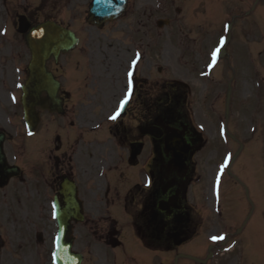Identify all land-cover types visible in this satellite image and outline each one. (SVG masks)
Masks as SVG:
<instances>
[{
  "label": "flooded vegetation",
  "instance_id": "obj_1",
  "mask_svg": "<svg viewBox=\"0 0 264 264\" xmlns=\"http://www.w3.org/2000/svg\"><path fill=\"white\" fill-rule=\"evenodd\" d=\"M91 2L0 0V264H57L59 231L69 233V264H264V202L256 209L235 192L246 190L244 167L232 170L238 131H201L191 107H224L243 72L257 127L264 6L256 13L260 0L240 2L224 23L215 14L220 32L207 38L201 26L211 8L191 4L184 15L194 23L172 35L171 53L159 46L158 0H116V17L104 10L89 19ZM161 11L170 27L183 8L172 1ZM234 20L248 21L253 36L246 69L227 52ZM42 26L60 34L55 49L43 50L50 80L37 96L45 107H29L25 117L22 87L32 48L47 39L34 34ZM227 36L225 55L213 62L214 39ZM130 69L132 93L110 120ZM223 138L237 154L221 172L230 150Z\"/></svg>",
  "mask_w": 264,
  "mask_h": 264
},
{
  "label": "rangeland",
  "instance_id": "obj_2",
  "mask_svg": "<svg viewBox=\"0 0 264 264\" xmlns=\"http://www.w3.org/2000/svg\"><path fill=\"white\" fill-rule=\"evenodd\" d=\"M172 1H175L177 5H180L183 8L182 14L178 17V22H171L169 25L170 27L163 28L159 32L160 49H166L171 53L173 48L169 44V40L172 42L174 39L172 35H177L178 33L185 34L187 32L186 27H190L194 23L189 14L184 15V11L191 4H194L195 7L211 8V10H208L206 13L204 27L201 26L202 33L207 38H211L213 35L220 32V22L216 20L215 14L219 13L222 16V23H224L229 19L227 14H229L231 9L235 7L233 4L236 5L240 1L245 4L247 2V0H158L160 7ZM244 6L246 7V5ZM261 6H264V0H261L260 3L256 5V13H261ZM159 16L165 17L161 10ZM230 22L233 24V30H231L232 42L227 48V52H232L239 63L238 65H243V68L246 69L249 63L250 49L253 40L252 33L248 30L249 22L246 20L241 22L239 20H234ZM178 28H181L182 32H180ZM159 65H162L161 62H159ZM245 75V73L239 72V80L237 84L239 99H236L234 96V99L231 100L228 127L238 131L242 147L237 155L232 170L238 169V171H240V169L244 167V172L242 175L239 174V178L244 182L246 190L241 186H237L235 192L250 195L257 209L264 202V121L261 119V116L264 113V103L256 105L257 107L254 112L255 118L253 124L258 128L251 133V115L248 110V105H246L247 85ZM213 83L214 82L207 81V88H213ZM192 92L197 93L198 89H192ZM206 103H201L199 100V104H192V113L194 120H196L195 125H202L203 129L213 128L219 130L221 121H223V111L221 112V107H219L220 104L216 103L214 111L210 112L208 111L209 108ZM229 146L230 149H234L231 144ZM234 154H236V152ZM246 171H248L247 174ZM238 173L239 172L235 174Z\"/></svg>",
  "mask_w": 264,
  "mask_h": 264
},
{
  "label": "water",
  "instance_id": "obj_3",
  "mask_svg": "<svg viewBox=\"0 0 264 264\" xmlns=\"http://www.w3.org/2000/svg\"><path fill=\"white\" fill-rule=\"evenodd\" d=\"M94 6H102L101 4H98L97 1L95 0V2H93ZM94 10V9H93ZM48 29V27H43L42 30L46 31ZM58 33V32H57ZM44 34V33H43ZM55 36V33H53ZM55 44L56 41L51 40L49 37L46 40H40L38 41V46L37 48H32V54H33V62H32V67H31V80L29 82L30 86H31V92H33V86H34V82H36V84H42L45 82V72L42 70V62H43V50H45V46L47 45V50H49V45H53L52 47H50V49H54L55 48ZM31 99L34 100V96H31ZM25 102V90H24V94L22 97V104H24Z\"/></svg>",
  "mask_w": 264,
  "mask_h": 264
},
{
  "label": "snow or ice",
  "instance_id": "obj_4",
  "mask_svg": "<svg viewBox=\"0 0 264 264\" xmlns=\"http://www.w3.org/2000/svg\"><path fill=\"white\" fill-rule=\"evenodd\" d=\"M98 2H99V0H98ZM226 28H227V26H226ZM220 43H221V45L224 43L223 38H221ZM219 50L220 49L217 48L212 52L213 62H215L216 57H217V53L219 52ZM135 55H136V58L131 61L132 68H134L136 66L138 60L140 59V53L139 52H137ZM127 76H128L127 91L124 93V98L122 100H120L119 105L115 108L114 113L109 116L110 120L115 121L119 117L121 110L123 109L124 105L127 103L128 99L130 98V95L132 93L133 72L131 69L127 71ZM221 134H223V131L221 132ZM227 166H228V158H225L224 162L220 165V171L223 172ZM217 179H219V177H217ZM211 239L213 241H217V240H223L224 237L223 236H212Z\"/></svg>",
  "mask_w": 264,
  "mask_h": 264
}]
</instances>
